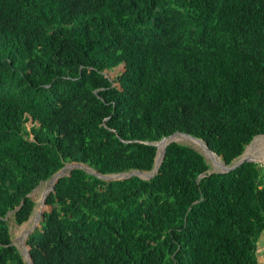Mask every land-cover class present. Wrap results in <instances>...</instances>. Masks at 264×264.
<instances>
[{
	"label": "trees",
	"instance_id": "trees-1",
	"mask_svg": "<svg viewBox=\"0 0 264 264\" xmlns=\"http://www.w3.org/2000/svg\"><path fill=\"white\" fill-rule=\"evenodd\" d=\"M168 134L158 158L180 137L218 169L264 134V0H0V264H24L6 214L26 220L40 180L149 170ZM207 168L174 140L148 178L71 168L32 264H258L264 169Z\"/></svg>",
	"mask_w": 264,
	"mask_h": 264
},
{
	"label": "rangeland",
	"instance_id": "rangeland-1",
	"mask_svg": "<svg viewBox=\"0 0 264 264\" xmlns=\"http://www.w3.org/2000/svg\"><path fill=\"white\" fill-rule=\"evenodd\" d=\"M123 63L120 62L119 64L109 68L104 69L102 72L104 75H106L110 80L113 81V84H116L114 81L115 76L122 70ZM31 123L30 119H27L25 121L26 127L29 126ZM170 140L178 141L180 143L188 144L198 150L201 154H203V158L205 159L208 168L207 170H221L213 166L210 159L206 158V156L203 153V150L200 148V146L189 142L183 138H172ZM258 145V146H257ZM252 149V150H251ZM255 150V151H254ZM247 153V154H246ZM218 156V155H217ZM220 158V156H218ZM242 157L252 158L258 162L262 168L264 169V134H258L255 135L251 142H249L247 145L244 146L242 152L231 160L229 164H232L236 161H238ZM221 160V158H220ZM222 161V160H221ZM69 164H72L67 167V169L61 174H66L68 171L75 167L73 164H80V166L85 167L87 170H94L91 167L87 166L84 163L81 162H74V161H65L63 165L60 167V170L64 168V166H67ZM135 171V169L128 170L127 172ZM151 169L149 170H141L139 172H136L141 177H145L146 174H150ZM107 175H113V174H107ZM118 176V175H117ZM121 176V175H120ZM52 184L51 176L41 180L29 193L28 195L33 199L34 205L32 208L31 213L29 214L28 218L24 220L21 223H16L12 219V212L9 211L6 214V220L8 224V230L10 233L11 242L17 247L19 252L21 253L24 264H31L27 258V249L28 245L25 242L26 235L35 227L39 226V221L41 219V213L44 210H48L50 208L49 204L44 203L42 200L45 196V194L50 190ZM256 252H257V260L258 264H264V230L261 231L259 234L257 241H256Z\"/></svg>",
	"mask_w": 264,
	"mask_h": 264
},
{
	"label": "water",
	"instance_id": "water-1",
	"mask_svg": "<svg viewBox=\"0 0 264 264\" xmlns=\"http://www.w3.org/2000/svg\"><path fill=\"white\" fill-rule=\"evenodd\" d=\"M122 63L124 64V62H122ZM175 132L183 133V134L189 135V136H191V137H194V136H192V135H190V134H187V133H185V132H182V131H174L173 133H175ZM173 133H171V134H173ZM171 134L164 135V136L160 137L158 140H160V139L163 138V137L169 136V135H171ZM254 136H255V135H254ZM254 136L251 138V140H250L249 142L252 141V139L254 138ZM194 138H197V137H194ZM158 140H157V141H158ZM157 141L152 142V143H154V145L156 146V152H157ZM169 141H171V140L169 139L168 141H166V142L162 145V147H161V149H160V151H159L160 153H159V158H158V160H157V163L155 162V158H156V154H155V157H154V163H153V166H152V168H151V173H150V174H146V176H145V177H142V178H148V177L152 176V175L155 173V171H156V169H157V166H158V164H159V162H160V160H161V158H162V156H163V152H164L165 145H166V143L169 142ZM249 142H248V143H249ZM203 143H204V147H205L208 151H211V150L207 147V145H206V143H205L204 141H203ZM211 152H213V151H211ZM213 153H214V152H213ZM244 160H252V161H256V160H254V159H252V158L242 157V158H240L238 161H236V162H234V163H232V164H229V165L224 164L225 166H224V168L221 169V170H209L208 172H210V171H226V170H229V169H231V168H234L235 166H237L238 164H240V163H241L242 161H244ZM75 167L83 168L86 172L92 173V174H94L95 176H97V177H99V178H102V179H104V180L123 178V177H127V176H130V175H137V176H139L138 174H136V172L141 171V170H139V169H135V171H130V172H127V171H120V172H114V173H100V172H98V171H96V170H87L85 167L80 166V164H75ZM66 174H68V173H66ZM107 174H113V175L108 176ZM118 174H121V176L118 175ZM53 175H55V178H54V180H52V184H51V188H50V189H52V187H53V183L55 182L56 178H57L58 176H60V175H63V174H61V172H60V168H59V169H57V170L51 175V178H52ZM117 175H118V176H117ZM139 177H141V176H139ZM40 181H41V180H40ZM40 181H39V182H40ZM42 201L44 202V198H43ZM27 256H28V259H27V260L31 262V259H30V257H29L28 251H27ZM22 258H23V257H22ZM31 263H32V262H31Z\"/></svg>",
	"mask_w": 264,
	"mask_h": 264
},
{
	"label": "bare ground",
	"instance_id": "bare-ground-1",
	"mask_svg": "<svg viewBox=\"0 0 264 264\" xmlns=\"http://www.w3.org/2000/svg\"><path fill=\"white\" fill-rule=\"evenodd\" d=\"M177 133H179V132H175V133H173L172 135H174V134H177ZM179 134H183V133H179ZM172 135H169V136H166V137H163V138H161L159 141H157V153H156V158H155V162L157 163V158H158V150H159V147H158V144L162 141V140H164L165 138H168V137H170V136H172ZM186 135V134H185ZM189 136V135H188ZM191 137V136H190ZM191 138H194V137H191ZM199 139V138H198ZM258 146V145H257ZM205 148V147H204ZM206 149V148H205ZM207 150V149H206ZM252 150V149H251ZM255 151V150H254ZM211 152V151H210ZM215 154V153H214ZM247 154V153H246ZM216 155V154H215ZM216 157L218 158V156L216 155ZM218 160L220 161V159L218 158ZM222 162V161H221ZM223 163V162H222ZM224 164V163H223ZM65 167V166H64ZM63 170V168L60 170V172ZM108 176H110V175H108ZM55 178V175H53L52 176V178H51V180L52 179H54ZM27 258V257H26Z\"/></svg>",
	"mask_w": 264,
	"mask_h": 264
},
{
	"label": "clouds",
	"instance_id": "clouds-1",
	"mask_svg": "<svg viewBox=\"0 0 264 264\" xmlns=\"http://www.w3.org/2000/svg\"><path fill=\"white\" fill-rule=\"evenodd\" d=\"M58 169H59V168H58ZM33 188H34V187H33ZM21 256H22V255H21ZM29 257H30V256H29ZM22 259H23V258H22ZM23 261H24V260H23ZM29 262H30V261H29ZM31 262H32V261H31ZM31 262H30V263H31ZM31 264H32V263H31Z\"/></svg>",
	"mask_w": 264,
	"mask_h": 264
}]
</instances>
